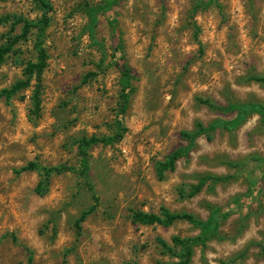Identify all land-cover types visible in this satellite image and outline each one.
<instances>
[{"label":"rangeland","instance_id":"rangeland-1","mask_svg":"<svg viewBox=\"0 0 264 264\" xmlns=\"http://www.w3.org/2000/svg\"><path fill=\"white\" fill-rule=\"evenodd\" d=\"M50 1L38 113L30 100L36 80L9 102L0 100V237H16L0 240V264H26L28 249L32 264L175 261L156 238L171 244L173 235L196 236L197 227L185 220L168 226L132 220L134 211L158 213L161 207L202 220L213 207L221 209L217 233L193 247L189 264H264V122L251 113L230 129L221 123L235 111L219 108L264 104V84L250 79L264 77V0H220L222 12L211 6L193 15L197 0ZM105 1L112 5L98 14V48L85 30V7ZM6 13L34 19L40 9L34 0H0V15ZM8 30L9 24L0 26V44ZM34 34L0 66V89L25 78ZM123 63L132 86L122 116L127 130L119 141L90 148L93 192L64 171L53 173L46 193L37 194L41 171H19L22 166H74L77 138L112 133ZM197 121L217 123L211 138L197 137L188 157L158 178L155 163L185 145L180 133ZM204 175L226 178L207 180L189 196ZM91 205L77 233L75 220Z\"/></svg>","mask_w":264,"mask_h":264},{"label":"trees","instance_id":"trees-1","mask_svg":"<svg viewBox=\"0 0 264 264\" xmlns=\"http://www.w3.org/2000/svg\"><path fill=\"white\" fill-rule=\"evenodd\" d=\"M4 1V0H1ZM36 6L40 9V15L37 18L30 19L23 17L16 13H6L0 15V26L4 24H9V30L6 34L5 41L0 44V66L3 64L5 58L9 54H17V45L20 41L28 39L32 31L35 32L33 40L34 57L27 61L23 68L24 79L18 80L9 87H4L0 89V100L4 99L5 102H9L12 97L19 91L26 89L30 86L32 80L37 81V87L33 90L30 100L33 106L34 112L37 114L39 110V87L41 75L47 65L48 53L44 45L45 34L48 26L50 25L51 15L50 12L53 9L50 0H34ZM112 5V2H102L95 5H88L85 7V13L87 14L88 21L85 25V30L90 40L95 46L101 48L102 45L96 39V26L98 23V14L102 11H106ZM211 6H215L219 11L222 12L220 5V0H197L192 9V14L196 13L198 10H205ZM193 28V33L195 39L200 44L198 40L199 27L195 21L190 22ZM124 46L123 41L119 38V45H117V50L123 52ZM121 77H120V91L118 95V108L115 113L113 121V129L110 135H89L81 136L76 139V155L77 161L74 166L66 165H55V166H41L34 162H28L26 165L22 166L19 171L34 170L38 169L41 171V178L34 187V191L43 195L46 193L50 177L53 173H60L64 171H72L76 173L77 176L82 178L87 184L91 192H93V187L89 181V170H90V148L97 144L108 145L116 141H119L126 132L127 128L123 121V114L128 108L129 95L131 91V73L130 68L126 63L121 65ZM92 73H88L83 76L81 82H87ZM251 80L260 82L264 84V77L259 75H252ZM211 107L215 106L209 102H205ZM216 107V106H215ZM226 111H235L236 115L233 119L229 121H222L221 124L232 129L240 125L244 119L251 113H257L260 116L262 122H264V104L255 101L249 102H230L225 107H219ZM216 122L204 125L202 122L197 121L194 124V129L192 131H181V137L186 141L185 145L179 146L172 150L164 159L157 161L155 163V171L158 178H163L166 171H171L175 168L177 160L180 158H186L192 149L195 140L200 135H205L207 139L211 138V132L217 126ZM225 176H215V175H204L200 177L196 184L192 185L188 191V195L192 196L197 194L207 180L211 182L219 181L225 179ZM182 192V190H181ZM93 198L96 199L94 193ZM94 206L91 205L87 209L83 210L79 217L75 220L74 226L76 232L78 233L81 228V223L86 219V217L93 211ZM221 209L218 207H213L210 210L209 216L202 220L190 212H171L168 209L161 207L158 213L144 212V211H134L132 215V220L135 223L141 224H161L163 226H168L176 220H185L199 229V233L193 237H180L178 235H173L171 237V244L164 239L157 237L156 241L160 246L161 250L165 254H169L175 258V261L171 262H156L155 264H189L191 256L193 253V247L196 245L204 246L206 241L217 233V229L220 222ZM10 236L12 240L16 237L13 233H6L0 237V240L5 237ZM178 247V251L175 250ZM261 251L264 254V244L261 245ZM28 254L26 258V264H32L33 256L32 251L28 249ZM128 264H138L137 262H129Z\"/></svg>","mask_w":264,"mask_h":264}]
</instances>
